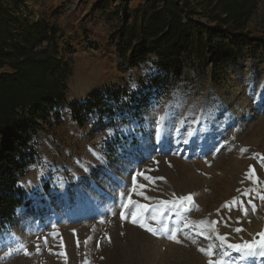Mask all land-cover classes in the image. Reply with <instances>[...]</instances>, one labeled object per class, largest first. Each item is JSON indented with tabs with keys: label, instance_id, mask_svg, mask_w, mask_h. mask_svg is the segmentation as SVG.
Instances as JSON below:
<instances>
[{
	"label": "rangeland",
	"instance_id": "1",
	"mask_svg": "<svg viewBox=\"0 0 264 264\" xmlns=\"http://www.w3.org/2000/svg\"><path fill=\"white\" fill-rule=\"evenodd\" d=\"M54 2L23 0L21 6L33 21L57 27L74 69L69 87L84 81L78 63L85 57L95 62L96 77H111L110 50H118L113 34L121 23L116 11L101 8V0ZM245 32L225 37L226 49L213 60L185 57L173 75L154 59L130 66L118 51V80L97 94L122 85L132 100L139 85L160 88L126 124L112 120L102 128L96 106L78 115L70 102L58 118L42 122L19 180L25 203L0 229V264H264L262 256L228 247L259 243L264 233V0ZM132 130L139 132L137 142L104 164L105 139ZM133 211L160 231L133 223Z\"/></svg>",
	"mask_w": 264,
	"mask_h": 264
},
{
	"label": "trees",
	"instance_id": "2",
	"mask_svg": "<svg viewBox=\"0 0 264 264\" xmlns=\"http://www.w3.org/2000/svg\"><path fill=\"white\" fill-rule=\"evenodd\" d=\"M22 1L0 0V229L25 203L19 180L32 160L31 139L42 122L59 117L71 74L60 52L57 27L45 19L33 21L22 10ZM130 1L121 0L114 13L121 22L113 34L118 51L127 55L130 66L154 56L155 65L168 75L178 74L190 55L207 62L215 59L226 49L228 35L246 37L258 4L145 0L132 14ZM95 95L73 104L74 113L82 115Z\"/></svg>",
	"mask_w": 264,
	"mask_h": 264
},
{
	"label": "built area",
	"instance_id": "3",
	"mask_svg": "<svg viewBox=\"0 0 264 264\" xmlns=\"http://www.w3.org/2000/svg\"><path fill=\"white\" fill-rule=\"evenodd\" d=\"M157 89L159 86L154 85L152 82L147 85H139L134 90L132 100H127L124 96L125 87L122 85L112 86L100 91L97 95L91 98L89 104L96 106L97 111V125L106 128V124L109 121H119L121 124H126V120L130 115H140L147 104L157 99ZM148 94L151 96L147 98ZM116 98V99H114ZM125 98V100H122ZM110 99L112 105L118 103V107L112 105L101 106V102ZM140 127L143 126V122H139ZM138 131L130 133L119 132L115 135H111L105 139V143L101 149L105 158H114L120 154H123L129 150L138 139Z\"/></svg>",
	"mask_w": 264,
	"mask_h": 264
},
{
	"label": "crops",
	"instance_id": "4",
	"mask_svg": "<svg viewBox=\"0 0 264 264\" xmlns=\"http://www.w3.org/2000/svg\"><path fill=\"white\" fill-rule=\"evenodd\" d=\"M65 1H71V2H77V3H82L86 2L88 0H55L54 3H63ZM118 0H104L103 5L105 6L104 10H107L108 7H110L113 11H116L117 5H118ZM145 0H131L129 2V8L132 12V14H135V10H137L142 4H144ZM114 13H112L113 15ZM117 16V15H116ZM111 17V16H109ZM133 17V15H132ZM103 19H105L103 17ZM110 22V18H106ZM118 19V18H116ZM101 22H105L104 20H101ZM62 39V38H61ZM60 39V40H61ZM115 41V40H114ZM113 45V44H112ZM113 56V59L110 60L111 64L113 65V73L111 77H104L100 73V77H96L98 74L95 73V62L90 59V58H82L79 60V68H81V77L84 79L82 83H73V86L67 88L66 92V101L67 103H72L73 104H81L85 102L90 96L95 94L98 90H100L104 85H106L110 81H117L118 80V74H117V65L119 64L118 62V50H116L115 45H113V48L110 50ZM60 52L62 55L65 56L66 50L65 46L61 43L60 41ZM66 59V58H65ZM149 59H154V56H150ZM148 59V60H149ZM147 60V61H148ZM146 61V62H147ZM126 63L129 64V60L127 58ZM136 67V66H135ZM130 71L132 68H129ZM74 72V69L72 68L71 65V73ZM63 106V103L60 105L59 109Z\"/></svg>",
	"mask_w": 264,
	"mask_h": 264
},
{
	"label": "snow or ice",
	"instance_id": "5",
	"mask_svg": "<svg viewBox=\"0 0 264 264\" xmlns=\"http://www.w3.org/2000/svg\"><path fill=\"white\" fill-rule=\"evenodd\" d=\"M133 87H135V85H133ZM163 119H164V117L160 118L161 122L163 121ZM161 131H162V129H158L157 130V135L158 136L160 135ZM260 198L264 199V195H262ZM180 199L181 200H183V199L190 200L191 196H188L186 198L181 197ZM134 203H136V202L131 201L129 199V204H134ZM161 203H169V202H161ZM249 203H251V201H249ZM122 207L127 208L128 204H124V205H122ZM144 207H145L144 205H139V208H141V209H143ZM254 207L255 206L253 205V208ZM131 215H132V218H133L132 219L133 223H140V226L147 228V230L149 232H152L153 234H156L158 231H160L159 228L148 226V225H145V224L141 223V221L139 219H137V217L139 215V213L137 211L131 212ZM121 217L125 218L123 212H121ZM152 219L156 220L157 217L153 216ZM212 223L215 224V221H213ZM162 228L164 230H168V226L167 225H162ZM176 231H177L176 229H171V235L169 236V239H175ZM236 231L239 232V231H241V229H236ZM259 235L262 237V239H261V241L259 243L255 242V241H253V242H244L243 244H229L228 247L229 248H233V249H235L237 251H243L246 256H253L254 257L256 255H259V256L264 257V233H261ZM219 239L224 240V237L221 236V237H219ZM193 243H195V241H193ZM200 251L201 252H205L206 250L204 248H201ZM208 254L212 255L213 253L211 252V250H208ZM224 254L226 255V253H224ZM209 264H221V262L220 261L213 262L212 260H209Z\"/></svg>",
	"mask_w": 264,
	"mask_h": 264
},
{
	"label": "bare ground",
	"instance_id": "6",
	"mask_svg": "<svg viewBox=\"0 0 264 264\" xmlns=\"http://www.w3.org/2000/svg\"><path fill=\"white\" fill-rule=\"evenodd\" d=\"M130 132H132V131H130ZM130 132H126V133H130ZM102 159V162L104 163V164H108L107 163V161H106V158L103 156V158H101ZM105 159V160H104ZM39 188H41V185L39 184Z\"/></svg>",
	"mask_w": 264,
	"mask_h": 264
}]
</instances>
